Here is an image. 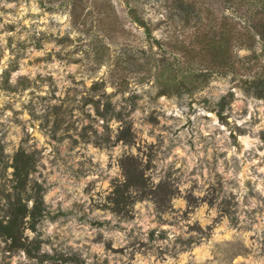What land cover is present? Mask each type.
Masks as SVG:
<instances>
[{"label": "rangeland", "instance_id": "obj_1", "mask_svg": "<svg viewBox=\"0 0 264 264\" xmlns=\"http://www.w3.org/2000/svg\"><path fill=\"white\" fill-rule=\"evenodd\" d=\"M173 2L0 0V218L16 152L34 154L41 264H264L261 45L193 61L207 80L178 93L182 44L197 25L223 41L229 11L197 0L186 22ZM9 242L0 264H40Z\"/></svg>", "mask_w": 264, "mask_h": 264}, {"label": "trees", "instance_id": "obj_2", "mask_svg": "<svg viewBox=\"0 0 264 264\" xmlns=\"http://www.w3.org/2000/svg\"><path fill=\"white\" fill-rule=\"evenodd\" d=\"M83 1L86 0H70L72 12L76 4ZM224 1L228 4L229 15L224 17L223 29L220 33L224 37L223 41L216 38L215 33L209 34L208 29L204 30L202 29V25H197L194 43L182 44L184 47L181 50L184 52L186 59L184 67L188 71L190 69V73L183 75V80L176 82L172 86L176 92L179 93L183 90L193 92L206 82L210 71L194 68L192 63L195 60L200 64H206L209 69L212 67L231 69L233 63L230 61L232 57L230 48L234 38L236 42H239L240 45L250 50L254 49L256 43L259 42L261 45V55L264 56V0ZM173 3L181 13V18L186 22L195 19L196 23L200 20L202 11L196 5L197 0H174ZM211 12L207 8L203 13L211 15ZM130 13L133 15L135 21L140 24L144 23L137 15L136 8H130ZM183 62L177 63L179 68ZM178 67L176 68L177 70ZM260 68V71H256L253 74L251 83L257 86H264V64ZM164 86L168 92L171 85ZM12 167V191L9 193L10 195L8 194L6 215L0 218V234L9 239L10 247L23 249L30 257L38 259L41 264L44 258H50L51 256L44 253L40 254L39 242L36 239L29 240L24 235L26 228L35 230L36 223L45 210L42 196L43 186L31 177V173L35 167L34 154L26 153L23 150L17 151ZM137 176L140 179L142 175L140 173ZM70 258L79 261L75 256Z\"/></svg>", "mask_w": 264, "mask_h": 264}]
</instances>
